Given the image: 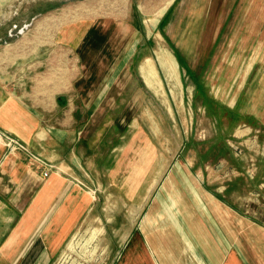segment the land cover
<instances>
[{
	"label": "rangeland",
	"instance_id": "1",
	"mask_svg": "<svg viewBox=\"0 0 264 264\" xmlns=\"http://www.w3.org/2000/svg\"><path fill=\"white\" fill-rule=\"evenodd\" d=\"M76 24L84 26V46L101 49L87 51L84 62L104 60L110 43L124 47L125 64L113 70L123 75L117 107L130 112L107 133L110 142L123 136L121 143L97 153L92 209L49 264H114L144 217L181 215L175 203L214 218L198 194L228 214L235 246L257 248L264 232V0H0L1 67L18 57L6 71L35 77L27 90L62 73L68 84L72 55L59 48L55 56L51 43ZM165 52L176 74L159 58ZM147 61L157 93L140 69ZM45 99L65 105V114H49L50 123L87 118L65 95Z\"/></svg>",
	"mask_w": 264,
	"mask_h": 264
},
{
	"label": "crops",
	"instance_id": "2",
	"mask_svg": "<svg viewBox=\"0 0 264 264\" xmlns=\"http://www.w3.org/2000/svg\"><path fill=\"white\" fill-rule=\"evenodd\" d=\"M73 26L63 29L51 43L55 56L62 53L59 48L72 55L75 72L68 84L62 73L53 80L46 78L41 87L31 84L27 90L26 83L35 77L27 75L23 80L17 72L6 71L17 64L18 57L9 55L5 68L0 64V130L22 145L8 151L0 141V264H49L61 255L95 201L91 178L97 174V153L123 139L119 135L110 142L107 133L120 127L130 112L128 106L117 107L122 104L118 100L123 92L117 87L123 75L113 70L125 64L121 58L124 47L110 43L104 60L84 62L82 55L97 43L84 46V26ZM101 84L102 89H98ZM51 95L73 100L77 112L83 108L87 118L62 117L50 123L49 114H65L63 100H59L62 104L58 100L51 105L44 103ZM110 111L120 116L104 114ZM109 150L103 159L109 163L106 169L114 152ZM179 204L174 205L181 214L174 216L175 220L156 211L144 217L114 264H264V232L248 256L233 244L225 222L230 230L235 228L225 211L218 220L207 217L201 207L187 203L180 208Z\"/></svg>",
	"mask_w": 264,
	"mask_h": 264
},
{
	"label": "bare ground",
	"instance_id": "3",
	"mask_svg": "<svg viewBox=\"0 0 264 264\" xmlns=\"http://www.w3.org/2000/svg\"><path fill=\"white\" fill-rule=\"evenodd\" d=\"M168 5V3L166 5H164L160 10H159V14L162 13V11L166 8V6ZM159 58L162 60V63L167 66V68L169 69V71H171L172 73L176 74V64L174 59L172 58V56L165 52L160 54ZM142 75L144 77V80L147 84V86L152 89L155 93H157V89L155 88V84H156V73L155 70L153 68V65L150 61L145 62V65L140 68ZM172 180V177H171ZM170 181V180H169ZM169 185V184H168ZM197 196V195H196ZM199 198L202 200L203 205L205 206V208L212 214L214 215V217H216L218 220L221 219L220 215L222 216V213L220 211V207L218 208L217 206H215L213 203V201H210L209 199H203V197H201L198 194ZM194 201V200H193ZM199 201V200H198ZM196 203V202H195ZM213 209H215V211H213ZM205 213V212H204ZM208 213V212H207ZM228 221H230L229 219H227ZM225 221V220H224ZM230 228V227H229ZM231 235V234H230ZM237 240V238H236ZM240 244V243H239ZM237 245V244H236ZM246 252V251H245ZM244 253V252H243ZM247 254V253H246ZM243 255V254H242ZM248 255V254H247ZM249 256V255H248ZM234 257V256H233ZM241 258V257H240ZM246 259V258H245ZM249 262V261H248ZM238 263V262H237Z\"/></svg>",
	"mask_w": 264,
	"mask_h": 264
},
{
	"label": "built area",
	"instance_id": "4",
	"mask_svg": "<svg viewBox=\"0 0 264 264\" xmlns=\"http://www.w3.org/2000/svg\"><path fill=\"white\" fill-rule=\"evenodd\" d=\"M0 141L5 145L8 151H13L20 149L22 147L21 143L9 136L7 133L0 130ZM44 176H47V172L44 173Z\"/></svg>",
	"mask_w": 264,
	"mask_h": 264
}]
</instances>
